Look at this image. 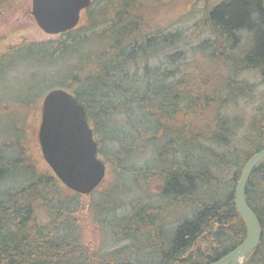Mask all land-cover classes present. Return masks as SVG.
I'll list each match as a JSON object with an SVG mask.
<instances>
[{
	"label": "trees",
	"instance_id": "trees-1",
	"mask_svg": "<svg viewBox=\"0 0 264 264\" xmlns=\"http://www.w3.org/2000/svg\"><path fill=\"white\" fill-rule=\"evenodd\" d=\"M171 1L100 0L99 7L92 1L73 30L54 40L1 51L0 71L3 74V69L24 59L38 68L30 75L41 70L39 76H45L40 78L43 93L63 89L82 105L98 158L106 165L103 184L116 186L124 174L119 170L131 155L153 151L154 160L138 170L155 178L160 186L156 200L164 202L162 207L181 213L188 209L190 215H182L168 230L158 208L154 215H146L140 205L124 220L126 229L115 234L119 243H126L103 253L100 245L83 241L80 232L82 209L95 221V204L84 206L80 199L88 196L68 190L48 167L46 173L31 171L34 178L24 187L2 190L3 180L28 168L22 165L19 144L14 159L6 158L10 150L0 145V264H142L137 260L142 250L151 251V261L145 264H210L244 240L246 226L234 194L244 165L264 149V0H221L211 5L199 0L203 4L197 8L199 20L187 30L157 23ZM9 3L0 0V15ZM204 28L212 41L192 44L194 32ZM204 54L219 67L225 61L224 71H230L222 83L225 97L205 81L204 67L198 65ZM189 66H199L198 74ZM250 72L259 76V86L234 79ZM240 98L259 105L245 134L240 129L247 116L219 112L236 107ZM12 104L8 116L17 120V128L24 122V111L41 110L36 100ZM209 112L212 118L204 123ZM106 142L107 154L101 149ZM245 198L259 221L261 240L243 264H264V160L251 172ZM132 227L141 230V239L128 252L127 242L138 239L129 235Z\"/></svg>",
	"mask_w": 264,
	"mask_h": 264
},
{
	"label": "rangeland",
	"instance_id": "rangeland-1",
	"mask_svg": "<svg viewBox=\"0 0 264 264\" xmlns=\"http://www.w3.org/2000/svg\"><path fill=\"white\" fill-rule=\"evenodd\" d=\"M96 1L95 6L99 7L101 2L100 0ZM220 1L221 0H208V5L219 3ZM188 2H181L180 4L175 0H172L171 3H167L164 6L165 15H163V19H157V23L163 24L164 26L166 25V28L172 30H187L197 20H199L200 16L197 8L200 9L203 5L199 2V0H190ZM192 6H194V8L190 14V8ZM155 14H157L156 11ZM2 16L4 17L3 19L1 18ZM202 33L204 35H202ZM206 33L207 30L205 28L203 32H200L199 30L194 32L192 39H190L192 40V44L207 38H210L212 41L211 35ZM55 37L56 36L45 34L37 27L31 15V0H10L9 4H5L3 14L0 15V52L8 49L9 47L27 44V42H47L49 40H54ZM242 47L243 45L241 43L240 49H242ZM233 52V56L238 55L236 50ZM194 56L201 57V54H196ZM23 60L24 59H21L16 62V64L12 67L3 69V74H1L0 71V145L5 146V149L10 150H8L9 152H5L6 158L14 159L17 157V151L19 149L17 144H19V146L23 149L22 165L28 169L16 171L15 174L11 175V178L3 180L1 185L3 191L10 189L16 190V188L22 186L24 187L26 184L32 182L34 178V171L37 173L48 172V166L41 157L37 141V131L40 121V113L35 110L37 108L24 111L23 114H26L24 122L23 124L20 123L21 125L18 128L16 127L17 120L8 116L10 115L9 105H11L13 101L15 104L12 105L16 107L21 106L20 104H22L25 99H27L31 104L34 100H36V102L38 101V104H41L44 96L49 92L48 89L44 93L41 91L44 86L42 87L40 78L45 77L39 76L42 74V71L39 70L37 75H30V73L34 72V70L38 72V68L29 65L27 62H23ZM198 65L204 67L201 68L204 69V73L206 75L205 81L207 80L210 84L208 85L209 89L212 87L214 89H220L221 94L224 85L222 83L224 82L227 73L230 72L224 71L227 66L225 61L222 66L219 67L217 62H210L208 57L204 54V60L200 58ZM199 66H189L188 68H190L191 73L198 74L197 69ZM229 76H231V74H229ZM234 79L240 82L246 81L247 84L253 83L258 86L260 80L259 76L255 72L240 73L234 76ZM259 92H261V88L259 89ZM221 96L225 97L226 95L223 92ZM262 101L264 102V95L262 97ZM237 105L236 107H225L226 109L223 108L222 111H218L222 114L232 112V114L240 115L241 113L244 114V116H247L248 119L245 122L246 124H243L240 129L241 133L245 134L248 132L247 123L250 119H252L255 112H257L259 105L250 100H241V98L238 100ZM17 112L22 113V110L17 109ZM211 116L212 115L209 112L207 117H204V123H208L212 118ZM192 120L193 119H191V121ZM23 126H25L24 129ZM105 144L106 145L102 144L101 149L105 154H107L110 146H108L107 142ZM11 147L13 148L10 149ZM153 160L154 156L153 151L151 152V150L131 155L128 161L124 164V169L119 170V174L123 173V171L124 174L117 178V182L115 181L116 186L111 184L109 181L107 184L102 183L94 192L90 194V196L80 199L84 206L92 202L95 204L93 208L97 210L95 221L89 213L86 214L84 212V208L80 213L79 225L83 241H86V243L90 246H95L96 244L100 245V249H102L103 253L115 250L116 248L119 249L126 242L119 243L118 240L120 238H118L115 234H119L126 229V223L124 220L134 215L140 205H144L142 208L145 212H147L146 215H154L153 213L158 212L155 208H158L164 216L161 221L166 223V228L168 230L173 228L174 223L179 218H182V215H190V210L188 209H185L182 213L174 210H168L167 208L165 209L164 206H161L164 202H158V200H156V195L160 192V186L157 185L153 176L149 178L145 177L143 172L138 170ZM221 177H224V175H221ZM107 193L111 194L110 198H107ZM103 209H105L106 212H102ZM166 210L168 211L165 212ZM41 216L42 213L40 214V217ZM43 218H45L44 215ZM43 218L41 217V219ZM154 219L155 218H152L150 221L153 222ZM131 230L133 231H129V235H136L138 239L136 243H132L130 241L127 242L129 244V249L127 250L128 252L134 251L133 245L135 244L136 246L141 239V230L138 229L137 232L135 228ZM150 252V250H145L144 252L142 250L138 255V262L145 264V260L151 261V259H148V255L151 254Z\"/></svg>",
	"mask_w": 264,
	"mask_h": 264
},
{
	"label": "water",
	"instance_id": "water-1",
	"mask_svg": "<svg viewBox=\"0 0 264 264\" xmlns=\"http://www.w3.org/2000/svg\"><path fill=\"white\" fill-rule=\"evenodd\" d=\"M92 0H31V15L47 35L67 33L79 24ZM42 159L68 190L82 196L91 194L103 181L106 165L98 158L97 142L82 105L67 91L53 89L43 98L37 131ZM264 160V149L243 167L234 194V204L245 223L244 240L229 253L210 264H243L258 248L261 228L245 198L251 172Z\"/></svg>",
	"mask_w": 264,
	"mask_h": 264
},
{
	"label": "bare ground",
	"instance_id": "bare-ground-1",
	"mask_svg": "<svg viewBox=\"0 0 264 264\" xmlns=\"http://www.w3.org/2000/svg\"><path fill=\"white\" fill-rule=\"evenodd\" d=\"M249 72V71H248ZM251 73V72H250ZM250 75V74H249ZM182 85V84H181ZM186 88V87H185ZM105 98V97H104ZM222 106V105H221ZM212 115V114H211ZM238 117V116H237ZM163 141V140H162ZM186 153V152H185ZM181 159V158H180ZM172 172V170H171ZM195 172V171H194ZM191 173V172H190ZM195 178V177H194ZM237 181V180H236ZM197 199V198H196ZM176 228V227H175ZM176 230V229H175Z\"/></svg>",
	"mask_w": 264,
	"mask_h": 264
}]
</instances>
